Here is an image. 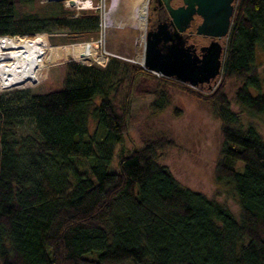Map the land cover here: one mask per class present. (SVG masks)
I'll return each instance as SVG.
<instances>
[{"label": "trees", "instance_id": "trees-1", "mask_svg": "<svg viewBox=\"0 0 264 264\" xmlns=\"http://www.w3.org/2000/svg\"><path fill=\"white\" fill-rule=\"evenodd\" d=\"M35 2L0 0V36L48 32L50 44L98 36L97 13L74 15L62 0L26 13ZM230 25L217 87L194 93L221 122L214 173L231 187L238 215L160 161L166 136L120 150L112 169L133 97L156 93L163 106L167 85L118 57L106 67L69 59L62 79L52 64L41 82L0 92V264H264V139L231 109L264 116L256 63L264 0H237ZM231 81L239 82L233 100Z\"/></svg>", "mask_w": 264, "mask_h": 264}, {"label": "rangeland", "instance_id": "rangeland-1", "mask_svg": "<svg viewBox=\"0 0 264 264\" xmlns=\"http://www.w3.org/2000/svg\"><path fill=\"white\" fill-rule=\"evenodd\" d=\"M62 2L66 7L74 10V15H78L82 11H92L97 13L99 17V12H106L109 16L106 21L110 24L104 28L99 25L98 36L84 41L101 38L102 44L99 43V49L100 51L105 50L110 57H118L123 62L143 63L145 29H143L144 25L138 17V11L147 0H93V5H97V8L90 9L71 7L67 0H62ZM46 3L47 1L45 0H36L32 5L25 7L26 13L42 9ZM38 34L46 35L48 45L53 46L60 52H50L43 58L44 70L36 81L10 88H0V92L14 88L31 87L41 82L46 77L49 65L52 64L59 66L60 78L62 79V74H64L63 64L73 58L71 54L63 52V49L68 47L67 45L70 43L50 44L48 32ZM23 36L27 38L33 37ZM58 46L62 47L58 48ZM89 63L97 65L95 61ZM256 63L262 76L264 73V54L262 52L258 53ZM120 74L122 76L123 73L121 72ZM154 77L158 79L157 76ZM61 79L54 84L42 82L40 90L58 89L61 86ZM158 80L167 85V97L163 101L164 105H157L158 95L156 93L146 92L133 97L129 110L128 131L124 135L122 142L116 146L110 167L112 169L117 167L120 150L128 152L134 147H141L148 136H166L172 142L170 146L159 154L160 161L171 169L174 173L173 175L183 185L201 191L208 196L216 197L217 200L226 203L234 214L238 215L239 205L236 203L237 200L234 193H232L231 187L226 183L217 181L214 173L216 161H218L220 156L221 122L214 114L213 105L202 98L198 99L194 93V91H199L204 95H208L212 91L197 90L195 87L182 82V84H179L177 81ZM219 81L220 78L218 83ZM238 85L239 82L236 81H231L227 84L226 90L230 98L233 97ZM231 109L239 114L240 122L243 125L248 123L255 125L256 129L261 133L262 139H264V116H253L249 112L240 109L234 102ZM238 167L242 168L241 163ZM96 254V252H89L86 256L92 258Z\"/></svg>", "mask_w": 264, "mask_h": 264}, {"label": "flooded vegetation", "instance_id": "flooded-vegetation-1", "mask_svg": "<svg viewBox=\"0 0 264 264\" xmlns=\"http://www.w3.org/2000/svg\"><path fill=\"white\" fill-rule=\"evenodd\" d=\"M170 5L172 8L182 7L184 6V0H171ZM166 6L164 0H147L143 29H145V39L159 37L156 49L159 51V56L154 60L156 66L168 67V70L173 69L174 73L172 74L173 76H166L156 71L150 72L157 76L158 79L180 82L175 79L177 76L175 69L177 70L178 67L168 65L172 55L178 53L182 56L180 65L182 74L186 76L193 75L197 78L203 76L206 79L209 78L208 80L198 81L195 88L206 92L213 91L221 75V69L218 65L215 66V62L221 60L225 54L226 38L199 33L197 26L203 22L204 18L197 10L188 19L181 17L177 22ZM216 46L221 49L220 53H218V58L214 54V52L217 53ZM203 57L207 58L205 64H203ZM204 68L205 70L202 73Z\"/></svg>", "mask_w": 264, "mask_h": 264}, {"label": "bare ground", "instance_id": "bare-ground-1", "mask_svg": "<svg viewBox=\"0 0 264 264\" xmlns=\"http://www.w3.org/2000/svg\"><path fill=\"white\" fill-rule=\"evenodd\" d=\"M79 3L87 6L89 1L81 0ZM145 7H147V2L138 11V17L143 25L145 24L144 18H146ZM109 24L106 22L104 27ZM48 44L44 34H36L32 38L23 35L0 37V88H10L36 81L44 70L43 58L50 52H60ZM96 49L95 45L77 44L74 45L73 49L65 47L63 52L73 56L88 57Z\"/></svg>", "mask_w": 264, "mask_h": 264}, {"label": "water", "instance_id": "water-1", "mask_svg": "<svg viewBox=\"0 0 264 264\" xmlns=\"http://www.w3.org/2000/svg\"><path fill=\"white\" fill-rule=\"evenodd\" d=\"M58 1V0H57ZM171 0H164L166 3V7L171 11V14L178 22L181 17H188L197 10L198 13L203 16V22L197 26V31L199 33L210 34L219 38H226L227 34L230 31L232 24V17L235 10V4L237 0H184V6L179 8H172L170 5ZM69 5L73 7L75 5V0H68ZM159 37L148 38L145 39V46H144V61L143 66L149 71H156L157 73L166 75V76H173L174 70H168V67H157L154 63V60L158 58L159 51L157 49V43L159 41ZM217 47V53L214 52L215 57L218 58V53H220V47ZM224 56V55H223ZM222 56V57H223ZM207 58H210L206 56ZM206 57L204 58L203 64L206 62ZM182 56L178 53H174L169 60L170 66L178 67L175 69V73L177 76L175 77L176 80L180 82L186 83L190 86L196 87L198 81L208 80L205 76L197 78L193 75L186 76L182 74V70L180 69V65L182 62ZM224 58V57H223ZM223 58L219 61L215 62V66L218 65L222 71L223 65ZM172 62V63H171ZM218 62V64H217ZM205 68L203 69L202 73L204 72ZM200 79V80H199Z\"/></svg>", "mask_w": 264, "mask_h": 264}, {"label": "built area", "instance_id": "built-area-1", "mask_svg": "<svg viewBox=\"0 0 264 264\" xmlns=\"http://www.w3.org/2000/svg\"><path fill=\"white\" fill-rule=\"evenodd\" d=\"M45 1H47V0H45ZM81 0H75V5L73 6V7H77V8H97V5L96 6H94L93 5V0H87V1H89V4L87 5V6H83L82 4H80L79 2H80ZM67 2H68V0H67ZM99 7H101L100 5H99ZM108 15L106 14V12H99V25L102 27V28H104V26L106 25V20H108ZM0 37H2V36H0ZM99 43H101L102 44V40H101V38H98V39H95V40H89V41H84V42H81V43H70L69 45H67L68 47H70V48H72L73 49V47H74V45H77V44H83V45H85V46H93V45H95L96 46V51L95 52H93L92 53V55H90V56H86V57H80V56H73V59H75V60H77V61H79V62H81V64L82 63H89V62H91V61H95V63H97V65H99V66H102V67H106L107 66V62H109V59H110V55H108V53L107 52H105V50H103V51H100V49H99ZM59 47H62V46H58V48ZM52 48H53V46H52Z\"/></svg>", "mask_w": 264, "mask_h": 264}]
</instances>
